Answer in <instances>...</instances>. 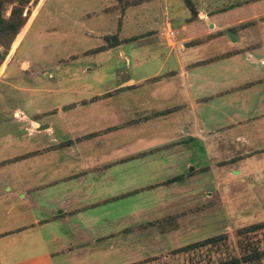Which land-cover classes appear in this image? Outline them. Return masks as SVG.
Wrapping results in <instances>:
<instances>
[{"label": "crops", "instance_id": "1", "mask_svg": "<svg viewBox=\"0 0 264 264\" xmlns=\"http://www.w3.org/2000/svg\"><path fill=\"white\" fill-rule=\"evenodd\" d=\"M192 2L194 15L184 0H100L85 10L117 20L106 31L72 28L99 40L85 53L100 56L83 70L110 51L125 61L111 85H98L99 72L44 76L22 55L14 70L7 63L0 81L18 103L3 105L10 92L0 88V264H136L158 253L136 251L148 227L158 242L197 217L195 175L216 184L223 169L249 174V160L264 163V0ZM106 34L118 41L100 48ZM152 57L154 68L129 71ZM199 152L202 165L192 166ZM113 251L125 255L114 261Z\"/></svg>", "mask_w": 264, "mask_h": 264}, {"label": "rangeland", "instance_id": "2", "mask_svg": "<svg viewBox=\"0 0 264 264\" xmlns=\"http://www.w3.org/2000/svg\"><path fill=\"white\" fill-rule=\"evenodd\" d=\"M17 2L18 0L4 3L3 15L7 16L12 5ZM99 3L100 0H29L23 6L22 14L26 19L15 42L13 43L17 35L9 45L0 43V53H2L0 78H4L10 72L9 69L7 73L5 72L7 63L12 62L10 66L14 70L15 64L13 62H21L22 59L20 58L19 61L17 56L22 55L32 61V69L34 68L40 74L44 72V76L48 72L57 73L63 70H68L69 73L99 72L101 78L97 80L98 85H111L114 82V72L126 70L124 68L126 66L125 61L116 57L113 58L114 51H110L111 57L104 59L100 68L89 70L84 68L83 70L86 64L91 65L88 64V61L95 60L100 56L99 53H85L99 40L96 39L98 37L95 33L84 36L72 29H77L80 26L90 27L94 24L97 30L113 29L117 20H113L111 14L84 15L88 7H97ZM146 25L144 21L140 24H134L133 33H141ZM25 32L16 55L15 49ZM71 54H73L72 57ZM155 60L156 58L152 57L148 63L136 64L135 67L131 63L129 71L144 70L146 67L154 68ZM21 66H25V62L20 67L18 66V71L21 70ZM117 67L119 68L117 69ZM89 81L93 82L94 80ZM1 82L0 88H8L10 92L8 96L2 99L3 105L11 107L18 103V99L13 96L14 89L11 87L13 85ZM64 83L67 86L69 83L71 85L74 83L75 86L79 85L77 80ZM203 155L202 152H199L198 157L200 158H193L192 166L197 165V163L202 165ZM248 164L255 167V171L249 174L232 172L230 175L229 170L223 169L221 171L223 173L221 175L219 173L217 177L219 182L216 184L208 183V178H206L208 174L195 175L194 181L197 182L195 184H198L197 187L199 188L197 219L193 218V222L190 223L186 222L184 217L180 218V228L177 229L176 233H165L160 236L158 242L154 241V226L148 227L147 234H145L147 236L146 246L136 251L141 253L140 256H146L153 252L158 253L140 260L136 264H264V255L250 261L243 260V255L249 250L264 248V228L257 229L247 235L237 234L239 227L264 220V163L262 160H249ZM256 169L259 170L256 172ZM206 192L209 195H206ZM144 196H148V191L144 193ZM148 200L151 201L152 205L155 204L154 193H151ZM126 204L128 205V203ZM162 211H166V209ZM160 215L161 208L151 207L150 216L152 218H158ZM114 225L108 223L104 225V228ZM217 233H225V238L218 242L175 253L171 252L172 249L170 250L172 247L185 245ZM148 238L149 245H147ZM100 253L103 256L106 255V252ZM110 254V257L113 256L115 259L114 261H116V256L120 259L125 255L123 253L116 254L114 251ZM140 256L136 255V257ZM232 258H239V260L229 263Z\"/></svg>", "mask_w": 264, "mask_h": 264}, {"label": "trees", "instance_id": "3", "mask_svg": "<svg viewBox=\"0 0 264 264\" xmlns=\"http://www.w3.org/2000/svg\"><path fill=\"white\" fill-rule=\"evenodd\" d=\"M28 1L29 0H18V2L16 4L12 5L10 13L7 16H4L2 13L4 3L14 2V0H0V43L1 44L9 45L13 41V39L15 38L16 35L17 36L14 39L13 43L17 39V37L20 33L19 30H20L21 26L24 24L25 19H26L25 16L22 14L23 8H24L23 6ZM138 1L139 0H125V3H128V2L135 3ZM184 2L186 4V6L189 8L191 14L194 15L196 13V10H195V6H194V3L192 2V0H184ZM104 38L106 39L107 43L105 45L101 46L100 48H104V47H108L110 45H114L118 41V37L116 34H106V35H104ZM1 56H2V53H0V57ZM69 142H70V140H65V141L58 143L57 145L60 146V145L67 144ZM174 179H175V177L171 178L170 180H174ZM260 228H264V220L239 227L237 229V234L247 235L250 232H253V231L260 229ZM224 238H225V233H217V234L208 236L206 238H203L201 240H197V241L176 247V248L172 249L171 252L175 253V252H179V251H184L187 249H191L193 247H198L201 245L218 242ZM263 255H264V248H253V249L249 250L246 254L243 255V260L250 261V260L260 258ZM234 260L235 261L239 260V258H232V261H230L229 263H233Z\"/></svg>", "mask_w": 264, "mask_h": 264}]
</instances>
